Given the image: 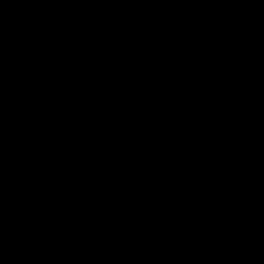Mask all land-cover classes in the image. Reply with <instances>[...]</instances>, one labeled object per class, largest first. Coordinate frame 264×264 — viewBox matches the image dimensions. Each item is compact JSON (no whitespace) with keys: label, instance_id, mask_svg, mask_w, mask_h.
<instances>
[{"label":"water","instance_id":"1","mask_svg":"<svg viewBox=\"0 0 264 264\" xmlns=\"http://www.w3.org/2000/svg\"><path fill=\"white\" fill-rule=\"evenodd\" d=\"M57 24L0 4V264H228L264 160V0H121L55 97Z\"/></svg>","mask_w":264,"mask_h":264},{"label":"built area","instance_id":"2","mask_svg":"<svg viewBox=\"0 0 264 264\" xmlns=\"http://www.w3.org/2000/svg\"><path fill=\"white\" fill-rule=\"evenodd\" d=\"M121 0H0V4L24 7L34 10L49 20L58 19L59 55L55 80L61 84L72 64L80 40L87 28L103 18L109 11L119 4ZM264 182V161L259 164L253 174L251 182V201L254 205L248 231H253L261 221L262 204L256 199V186ZM257 250L264 256L260 239ZM202 264V255H187L182 257L177 264Z\"/></svg>","mask_w":264,"mask_h":264},{"label":"trees","instance_id":"3","mask_svg":"<svg viewBox=\"0 0 264 264\" xmlns=\"http://www.w3.org/2000/svg\"><path fill=\"white\" fill-rule=\"evenodd\" d=\"M59 85L54 84L53 93L56 97L59 91ZM54 125L50 119H47L41 126L38 133L37 139L40 142H49L53 136ZM255 194L256 199L261 202L262 206V217L260 223L257 227L251 231L247 232L242 240L240 241L237 249L228 264H264V256L257 250L258 240L262 242V247L264 250V182L260 181L256 186ZM192 264V263H187Z\"/></svg>","mask_w":264,"mask_h":264},{"label":"bare ground","instance_id":"4","mask_svg":"<svg viewBox=\"0 0 264 264\" xmlns=\"http://www.w3.org/2000/svg\"><path fill=\"white\" fill-rule=\"evenodd\" d=\"M7 6H8V5H7ZM12 7H13V6H12ZM22 8H24V7H22ZM27 9H28V8H27ZM30 10H31V9H30ZM33 11H34V10H33ZM101 19H102V18H101ZM97 22H98V21H97ZM57 28H58V27H57ZM80 41H81V40H80ZM79 43H80V42H79ZM78 46H79V45H78ZM59 47H60V45H59ZM77 49H78V48H77ZM58 55H59V53H58ZM74 56H75V55H74ZM73 59H74V58H73ZM72 62H73V60H72ZM71 65H72V64H71ZM57 66H58V60H57ZM70 67H71V66H70ZM69 69H70V68H69ZM56 71H57V67H56ZM68 71H69V70H68ZM65 78H66V77H65ZM64 80H65V79H64ZM63 82H64V81H63ZM63 82H62V83H63ZM62 83H61V84H58V83L56 82V80H55V84L59 85V87L62 85ZM263 161H264V160H263ZM263 161H262V162H263ZM262 162H261V163H262ZM261 163H259V164H261ZM258 166H259V165H258ZM258 166H257V167H258ZM255 171H256V169L254 170V173H255Z\"/></svg>","mask_w":264,"mask_h":264},{"label":"rangeland","instance_id":"5","mask_svg":"<svg viewBox=\"0 0 264 264\" xmlns=\"http://www.w3.org/2000/svg\"><path fill=\"white\" fill-rule=\"evenodd\" d=\"M260 242H261V240H260ZM262 243V242H261Z\"/></svg>","mask_w":264,"mask_h":264},{"label":"clouds","instance_id":"6","mask_svg":"<svg viewBox=\"0 0 264 264\" xmlns=\"http://www.w3.org/2000/svg\"><path fill=\"white\" fill-rule=\"evenodd\" d=\"M203 264V263H202Z\"/></svg>","mask_w":264,"mask_h":264}]
</instances>
